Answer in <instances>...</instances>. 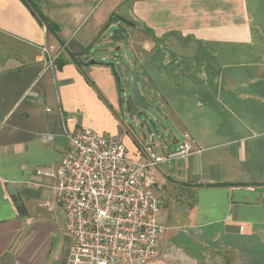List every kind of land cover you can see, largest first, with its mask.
Masks as SVG:
<instances>
[{
  "label": "crops",
  "instance_id": "0c3cea01",
  "mask_svg": "<svg viewBox=\"0 0 264 264\" xmlns=\"http://www.w3.org/2000/svg\"><path fill=\"white\" fill-rule=\"evenodd\" d=\"M114 23L127 39L110 41ZM116 44L125 86L138 74L161 111L164 142L134 135ZM86 125L120 135L135 159L191 141L146 175L165 226L147 264H264V0H0V264H72L44 172Z\"/></svg>",
  "mask_w": 264,
  "mask_h": 264
},
{
  "label": "built area",
  "instance_id": "2783aa9c",
  "mask_svg": "<svg viewBox=\"0 0 264 264\" xmlns=\"http://www.w3.org/2000/svg\"><path fill=\"white\" fill-rule=\"evenodd\" d=\"M66 136L69 148L44 174L54 179L51 193L71 238L68 261L147 264L159 258L165 226L156 220L161 204L145 178L158 163L188 156L193 150L188 135L176 149L160 155L146 146L144 159L129 157L120 135H99L91 125Z\"/></svg>",
  "mask_w": 264,
  "mask_h": 264
},
{
  "label": "water",
  "instance_id": "95a60500",
  "mask_svg": "<svg viewBox=\"0 0 264 264\" xmlns=\"http://www.w3.org/2000/svg\"><path fill=\"white\" fill-rule=\"evenodd\" d=\"M113 27L110 31L109 39L112 41H117L121 39H127L128 33L124 26L117 23L112 24ZM120 49V46L115 47ZM132 74V85H131V98L134 105L139 109L137 117L140 119L138 123V129H135V137L141 141L147 140H158L159 142H164L166 137L170 134L167 124L161 117V111L159 108L155 107L150 101H147L145 97L141 94L138 87L139 75L130 71ZM119 83H121V78L118 75ZM13 187V185H12Z\"/></svg>",
  "mask_w": 264,
  "mask_h": 264
},
{
  "label": "rangeland",
  "instance_id": "374dc122",
  "mask_svg": "<svg viewBox=\"0 0 264 264\" xmlns=\"http://www.w3.org/2000/svg\"><path fill=\"white\" fill-rule=\"evenodd\" d=\"M111 42H117V41H120V40H117V41H112V40H110ZM117 46H119V45H113V49H112V55H115L116 57H114V58H112L111 59V61H113L114 62V65H115V69H116V71H117V74L120 76V78H121V84H122V86L125 88L126 86H125V83L123 82V80H122V77H121V65H120V63L119 62H126V59H127V57H128V55H127V49H124V47L122 46L120 49H114L115 47H117ZM126 48V47H125ZM98 50H99V47H97L96 48V52H98ZM116 58H118L120 61H116ZM109 59V58H108ZM126 90L128 91V92H130V90H131V87H129V86H127L126 87ZM131 93V92H130ZM162 116V115H161ZM162 119H163V117H161ZM144 142H147V143H149V144H152V143H161V142H159L158 140H147V141H144ZM156 148V147H155ZM157 216H158V213H157ZM157 216H156V220H157V222H159L158 221V219H157ZM62 218V217H61ZM163 232L161 233V237L163 236ZM58 243H59V241H58ZM57 243V244H58ZM169 253H171L172 255H173V253L171 252V251H168Z\"/></svg>",
  "mask_w": 264,
  "mask_h": 264
},
{
  "label": "trees",
  "instance_id": "16d2710c",
  "mask_svg": "<svg viewBox=\"0 0 264 264\" xmlns=\"http://www.w3.org/2000/svg\"><path fill=\"white\" fill-rule=\"evenodd\" d=\"M47 28L56 38H58L57 31L52 24L47 23Z\"/></svg>",
  "mask_w": 264,
  "mask_h": 264
}]
</instances>
